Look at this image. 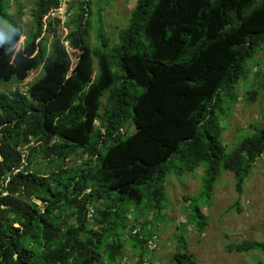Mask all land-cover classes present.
Instances as JSON below:
<instances>
[{
    "label": "trees",
    "instance_id": "trees-1",
    "mask_svg": "<svg viewBox=\"0 0 264 264\" xmlns=\"http://www.w3.org/2000/svg\"><path fill=\"white\" fill-rule=\"evenodd\" d=\"M91 2L72 4L77 14L65 36L49 17L57 0H35V26L23 44L18 24L6 40L0 35V85L27 82L44 68L27 89L0 93V178H9L0 186V264H122L128 252L154 264L149 241L163 222L167 177L197 169L202 193L172 257L201 264L187 227L204 233L201 204L222 171L234 175L241 196L264 154V109L252 134L231 149L222 143L224 110L264 45V0H137L117 44L101 26L94 47ZM258 73L251 102L264 100ZM73 157L82 163L70 167ZM226 250L262 252L264 241Z\"/></svg>",
    "mask_w": 264,
    "mask_h": 264
},
{
    "label": "rangeland",
    "instance_id": "rangeland-1",
    "mask_svg": "<svg viewBox=\"0 0 264 264\" xmlns=\"http://www.w3.org/2000/svg\"><path fill=\"white\" fill-rule=\"evenodd\" d=\"M8 1L4 0L2 6L4 15L0 16V35L3 40H6L10 34L11 25L18 24L24 33L21 38L23 44L25 35L30 34L35 26V21L30 16L35 0H23L22 4L25 6L21 17L17 11L19 5L16 4V0H12V5H9ZM77 1L73 0V3ZM136 2L137 0H92L90 6L92 29L89 37L91 46L98 45L96 36L101 26L106 36L110 37L111 44H117L119 32L129 24ZM74 14H77L76 9H72V17ZM14 15L15 18H13ZM9 20H12L11 24ZM58 30L62 36H65L70 28L62 25ZM74 55L76 56V53ZM249 68L250 72L247 64L244 65V70L233 90V98L236 101L230 106L231 108H227L226 112L224 110L222 116L224 127L222 143L229 149L245 136L252 134L250 129L252 124L261 123V113L264 109L263 97L259 95L255 102L249 101L247 97L249 91L259 84L258 72L264 73V45L249 61ZM95 70L98 71L97 60ZM43 75L44 68L40 67L27 82L13 79L2 83L0 93L9 92L16 87L25 90ZM130 131H134V126L130 128ZM82 160L76 157L71 158L70 167L80 165ZM166 186L167 202L161 216L163 222L158 226L157 242L154 246L156 247L154 264H177L172 257L176 251L175 237L181 232L182 223L187 220L186 216L191 211V202L202 193V171L197 169L194 172H186L182 176L171 174L167 177ZM205 201L201 204L202 211L208 218L204 233H199L195 226L191 225L187 227L185 237L195 259L201 264H264V251L237 253L226 250V245L231 242L246 239L264 241V154L257 160L255 168L246 180L244 193L241 196L236 192L234 175L222 171L210 201L208 203ZM37 202L41 204V201ZM128 261L129 264H136L137 258L128 252Z\"/></svg>",
    "mask_w": 264,
    "mask_h": 264
},
{
    "label": "built area",
    "instance_id": "built-area-1",
    "mask_svg": "<svg viewBox=\"0 0 264 264\" xmlns=\"http://www.w3.org/2000/svg\"><path fill=\"white\" fill-rule=\"evenodd\" d=\"M57 2H58L57 8L51 11L49 17L51 19H58L61 25H65L72 17L71 6L73 4V0H57ZM8 182H9V178H0V186H3L5 188ZM5 194L7 193L5 192L4 195ZM92 215H93V210H91L89 213V216ZM154 246H155L154 241H150L149 247L153 248ZM144 264H148V263H144Z\"/></svg>",
    "mask_w": 264,
    "mask_h": 264
},
{
    "label": "bare ground",
    "instance_id": "bare-ground-1",
    "mask_svg": "<svg viewBox=\"0 0 264 264\" xmlns=\"http://www.w3.org/2000/svg\"><path fill=\"white\" fill-rule=\"evenodd\" d=\"M150 241H154L155 245H156V242H157V237H154L153 239H151ZM149 241V242H150ZM150 248V247H149ZM156 247L154 248H150L152 250H155ZM144 263H148L147 261L143 262V263H136V264H144ZM122 264H129V261H128V257L124 258ZM149 264V263H148Z\"/></svg>",
    "mask_w": 264,
    "mask_h": 264
},
{
    "label": "crops",
    "instance_id": "crops-1",
    "mask_svg": "<svg viewBox=\"0 0 264 264\" xmlns=\"http://www.w3.org/2000/svg\"><path fill=\"white\" fill-rule=\"evenodd\" d=\"M22 2H23V0L16 1V4L19 5V8H17V11L23 12L24 8L22 9L21 7H23L25 5H23ZM6 28H7V25H6Z\"/></svg>",
    "mask_w": 264,
    "mask_h": 264
}]
</instances>
